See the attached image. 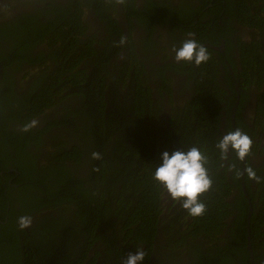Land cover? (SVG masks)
Here are the masks:
<instances>
[{"label":"trees","instance_id":"obj_1","mask_svg":"<svg viewBox=\"0 0 264 264\" xmlns=\"http://www.w3.org/2000/svg\"><path fill=\"white\" fill-rule=\"evenodd\" d=\"M236 3L235 6L232 4L235 17L238 15L239 20L249 26L264 27V16L258 17L264 13V8L258 15L253 16L250 14L252 0H238ZM75 7L77 10L78 6ZM78 10L82 12L81 8ZM97 14L107 23L109 33L121 36L118 22L111 15L101 10H97ZM43 15L45 14L37 12L35 16H18L15 23L8 25L11 30L10 35L6 37L5 31L0 29V62L12 66H19V63L23 62L34 63L35 61L24 53L23 45L29 46L27 42L34 41L35 35L44 33L48 28H56L63 20L65 23L61 29L67 28L69 34L73 35L70 42L71 52L78 48V36L83 31L79 14L63 19L64 14H60V9L57 8L55 20L49 25L39 22ZM158 18L159 21L162 19ZM215 29L221 31L216 26ZM233 32L232 27L225 28L217 38V42L221 38L226 41L227 51L230 50L228 37ZM125 43L118 50L126 51ZM5 44L7 49L4 48ZM237 46L240 47L238 51L244 66L240 75L242 79L248 83L255 78L251 81L264 85V36L248 44L238 41ZM82 48L77 56H73L74 65L94 52L90 44L85 43ZM121 57L129 63L126 64L128 66L120 65L118 69V79L115 82L119 83L123 79L122 87L118 88L117 85L111 93H104L103 89L95 90L94 93L89 91L90 110L84 106L82 112L79 109L75 112L68 111L69 125L71 123L74 129L88 128L82 129V132L84 136H91L89 152H86V141H82L85 146L82 152L78 146H73L71 158L77 168L60 176H53L49 173L50 167L36 172L26 164H21L22 157L16 162L18 164L13 162L9 165L3 161V148L0 147V164H5L0 166V172L13 170L8 172V175L15 177L14 184L18 186L6 195L1 194L0 188V264H122L123 259H126L129 253L135 254L137 249L145 253L142 264H150L153 244L158 239L165 237L168 248L172 250L185 247L187 241H175L166 221L162 220V223H167V226L158 228L159 218L166 208L162 199L165 190L153 179V174L164 151L171 154L175 150L187 151L191 147H198L208 157L206 167L213 183L211 189L200 196L207 210L202 216L192 217L182 208L179 201L173 199L167 208L168 212H175L179 217L186 216L189 226L180 232L181 235L188 233L189 237L194 239L202 236V240L211 243L205 254L198 249L197 244H188L192 259L190 264H210L217 261L216 264H251L247 249L250 211L249 236L253 264H264V179L259 183L254 181V187H251L252 180L248 179L246 174L242 179V175L237 177L234 171L229 170L230 164H235L241 171L243 164L245 167L251 165L249 162L251 157H254L253 150L249 155L250 159L248 156L245 163L239 161L232 152L233 158L230 159V164L225 166L226 159H221L220 151L215 147L223 137L220 132V104L224 94L215 77L211 81L206 80L203 76L206 70L201 69L194 97L191 96V101L184 109L172 110L173 117L164 124L154 116L151 90L145 84L143 65L134 59L132 49L128 50L126 56ZM40 59L41 55H38L37 60ZM107 66L116 67L114 62H110V58L100 64L98 62L93 79ZM70 77L75 82L71 81ZM67 78L71 83L78 81L75 74ZM229 80L228 76L227 81ZM58 81L60 78L56 76L55 82ZM33 87L36 89L37 83ZM70 90L74 92L73 89ZM47 91L48 87L38 93L41 109L50 106L51 96ZM98 94L102 99L105 97L104 103L97 97ZM24 97L26 96L19 97V94H0V111L6 106H11V111L15 110L17 113L23 111L27 104ZM239 97L240 112L244 96ZM232 99L231 105L238 102L235 95ZM262 100L263 105L264 93ZM31 105L32 108L35 107L34 103ZM104 107L109 109V113L104 112ZM30 110L27 107L26 114ZM61 118L60 124L63 125L64 110ZM19 121L25 125L27 118ZM79 122L82 126H79ZM257 122L264 124L257 119L253 125ZM236 123L237 126L241 123L238 115ZM53 125L54 122L45 118L42 128L26 133L42 135ZM69 129L68 126L67 130ZM242 131L249 135L248 131ZM62 145L66 143L54 138L52 155L57 157V161L62 159ZM93 152L100 153L101 158L93 159ZM262 164L264 166V161ZM254 170L263 174L259 167ZM228 172L230 178L227 176ZM2 180L0 177V186ZM29 188L39 196L40 203L29 199V203L20 204L23 208L18 211L11 196L15 191L21 190L22 203L24 189ZM38 189L42 190L39 194ZM236 189L242 196L241 202L236 205L237 214L228 223L232 216L231 208L234 206L229 199ZM48 210L52 214L44 215L43 212ZM21 216L32 218L30 227L23 230L19 228L18 218ZM160 230L162 232L159 234ZM196 255L208 262L195 261Z\"/></svg>","mask_w":264,"mask_h":264},{"label":"flooded vegetation","instance_id":"obj_2","mask_svg":"<svg viewBox=\"0 0 264 264\" xmlns=\"http://www.w3.org/2000/svg\"><path fill=\"white\" fill-rule=\"evenodd\" d=\"M236 1L238 0H126L124 5H118L115 0H0V29L5 31V37L10 35L9 30L11 29L8 28V25L15 23L18 16H35L37 12L45 14L38 20L40 23L49 25L55 20V9L57 8L60 9V14H64L63 19L79 14L83 27L82 33L78 36L80 44L73 53L70 50L71 36L73 35L69 34L67 28L61 29L65 23L63 20L60 21V28L59 26L48 28L44 33L35 35L34 41L27 42L29 46L23 45L24 53L29 55L35 61L34 63L23 62L19 63V66H12V64L0 62V94L3 96L19 94V97L24 95L27 101L25 109L19 113L15 110L11 111V106H6L0 111V138H2L0 147L3 148L1 153V156L4 157L3 161L9 165L13 162L18 164L16 162L22 157L21 164H26L36 172L42 171L44 167H50L49 173L53 176H60L77 168L75 161L71 158L73 146H78L82 152L85 149L82 141H86L88 144L86 152H89L91 136L90 134L84 136L82 132V129L87 130L88 128L74 129L71 127V123L69 125L68 111L75 112L79 109L82 112L84 106L90 110L89 91L94 93L95 90L103 89L104 93H111L117 85L118 88L122 87L123 79L119 83L115 82L118 79V69L120 65L129 63H126L121 55L126 56L128 50L132 49L134 59H137L145 70V84L151 90L154 116H157L164 124L173 117L172 110L184 109V106L191 101V96L194 97L201 69L206 70L203 75L206 80L211 81L215 77L218 86L224 93L223 102L220 104L221 135L224 136L227 132L237 128L248 131L253 140L252 150L254 152V157L250 159L249 156V164L252 163L249 166L256 170L259 167L264 174L262 164L264 161V124L257 122L253 125L257 119L264 122V104L262 105L264 85H258L257 82L251 81L255 78L249 80L248 83L242 79L240 75L244 71V66L238 51L240 47L237 46L238 41L248 44L256 38L262 39L264 27L249 26L242 23L238 15L235 17L232 4L235 6ZM252 1L250 14L255 16L264 8V0ZM75 5L78 6V9L81 8L82 12L76 10ZM97 10L111 15L118 22L120 37L109 33L110 28L105 21L101 20ZM262 16L264 13L258 15V17ZM58 17L61 16L58 15ZM158 17H162V19L159 21ZM148 23L152 25L149 26ZM215 26L221 31H217ZM231 27L234 32L228 37L230 50L227 51L225 49L226 41L221 38L217 42V38L225 28ZM189 33L194 35L189 37ZM121 38L130 43V45L125 43L127 44L125 48L127 53L124 50H118L121 46L118 44ZM189 38L195 39L207 48L210 53V59L207 62L195 66L191 62L175 61L173 47L179 48ZM85 43L90 44L94 52L74 65L73 56H77ZM4 48L7 49V44ZM120 51L124 52L118 54ZM38 55H41L40 60H37ZM107 58H110V62H114L116 67L107 66L100 74L96 75V79H93L98 62L100 64ZM70 72L78 77L76 83H71L67 78L71 75ZM56 76L60 78V81L55 82ZM228 76L230 77L229 81H227ZM236 76L238 77L236 78ZM89 78L92 79L89 81ZM70 79L73 81L71 77ZM36 83L37 88L35 89L33 86ZM47 87V92L51 96L50 106L41 109L42 104H40L38 93ZM233 95L238 102L236 101L237 105L232 115L233 107L236 104L231 105ZM240 95L244 96V102L239 112ZM97 97L101 98L99 94ZM32 103L35 104L34 108H32ZM27 107L29 110L31 109V113L26 114ZM62 110H64L63 125L60 124ZM104 110L106 114L109 113V109L104 107ZM36 111H38L37 114ZM237 115L243 125L240 123L237 126ZM23 118H27V123L33 119L39 121L38 126L31 130L42 128L45 125V118L54 122V125L42 135L26 133L21 131L23 125L19 119ZM68 126L69 130H67ZM79 126H82L81 122H79ZM54 138H59L61 142L66 143L60 147L63 152L61 161H57V157L52 155ZM232 158V151H229L225 166L230 164ZM3 165L5 164H0V166ZM8 172H0V177L3 179L0 186L1 194L5 195L9 194L12 189L18 188L14 184L15 177L8 175ZM256 174L259 177H264L258 170ZM227 176L230 178L229 172ZM251 187H254L253 180ZM24 190L25 195L22 203L20 200L21 190L15 191L11 196L18 211L22 204L29 203V199L30 201L35 200L37 204L40 203L39 196L32 193V188ZM41 192L42 190L38 189L37 193ZM164 194L162 199L166 208L159 218L158 228L167 226L168 223L175 241L185 239L187 243L183 248L172 250V248H168L169 244L165 237L156 240L150 254V264H190L192 259L188 244H197L198 249L205 254L211 243L202 240V236L194 239L189 237L188 233L180 234L188 228L189 222H186V216L179 217L175 212H168L167 208L171 205L172 198L166 191ZM241 197L237 189L230 197L229 201L234 206L233 209L231 208L232 216L228 223L237 214L236 205L238 206L241 202ZM48 213L52 214L50 210L43 212L44 215ZM162 220L167 223H162ZM161 232L162 230L159 234ZM194 258L197 262H208L198 255Z\"/></svg>","mask_w":264,"mask_h":264},{"label":"clouds","instance_id":"obj_3","mask_svg":"<svg viewBox=\"0 0 264 264\" xmlns=\"http://www.w3.org/2000/svg\"><path fill=\"white\" fill-rule=\"evenodd\" d=\"M118 5H124L126 0H115ZM189 37L194 34L189 33ZM125 39L121 38L119 45H123ZM176 62H191L195 66L207 62L210 59V53L207 48L199 44L195 39H186L179 48L173 47ZM39 121L31 120L22 126L21 131L27 132L38 126ZM253 140L241 129L227 132L215 145L219 149L221 159L228 158V152L235 153L236 158L244 162L251 154ZM93 159H100V153L93 152ZM161 162L155 169L153 179L163 187L174 201H179L183 209L192 217H199L206 212V204L200 200V196L208 192L212 187V178L209 175L208 157L198 148L191 147L187 151L175 150L169 154L164 151L160 157ZM229 170L234 171L237 177L246 174L248 179L257 183L261 182L262 177L257 176L256 171L251 166H246L243 172L235 164L229 165ZM32 218L30 216H21L18 218V226L25 229L31 226ZM145 253L137 249L135 254L129 253L122 264H142Z\"/></svg>","mask_w":264,"mask_h":264},{"label":"water","instance_id":"obj_4","mask_svg":"<svg viewBox=\"0 0 264 264\" xmlns=\"http://www.w3.org/2000/svg\"><path fill=\"white\" fill-rule=\"evenodd\" d=\"M236 105L237 103L234 105L233 107V111H232V115L234 114V111H235V108H236ZM232 119H233V116H232ZM245 163V162H244ZM245 168L244 164H243V167H242V172H243V169ZM244 178V174L242 175V179ZM251 217V211L249 212L248 214V225H247V249L249 251V254H250V258H251V264H253V255H252V249H251V245H250V236H249V219Z\"/></svg>","mask_w":264,"mask_h":264}]
</instances>
